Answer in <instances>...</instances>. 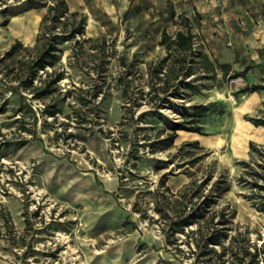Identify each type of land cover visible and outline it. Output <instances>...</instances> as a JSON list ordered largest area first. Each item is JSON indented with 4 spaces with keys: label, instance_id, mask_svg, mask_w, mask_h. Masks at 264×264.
<instances>
[{
    "label": "rangeland",
    "instance_id": "1",
    "mask_svg": "<svg viewBox=\"0 0 264 264\" xmlns=\"http://www.w3.org/2000/svg\"><path fill=\"white\" fill-rule=\"evenodd\" d=\"M130 1L126 12L94 6L92 25L65 40L71 19L41 24L49 0H0V211L14 227L0 214L2 264H218L202 252L222 251L209 243L222 228L224 246L264 249V209L249 173L264 168V126L252 125L261 96L259 109L242 111L238 72H207L199 56L187 63L191 76L175 78L178 52L165 37L186 28L184 16L170 0ZM191 23L202 54L211 43ZM54 37L53 65L39 71L36 90L25 89L29 62ZM58 74L55 92L35 98ZM20 101L31 109L15 113ZM42 105L61 113L53 119ZM197 106L208 109L196 121L200 141L184 131L170 146L173 125L192 120ZM182 217L195 222L173 233ZM223 260L237 264L230 251Z\"/></svg>",
    "mask_w": 264,
    "mask_h": 264
},
{
    "label": "crops",
    "instance_id": "2",
    "mask_svg": "<svg viewBox=\"0 0 264 264\" xmlns=\"http://www.w3.org/2000/svg\"><path fill=\"white\" fill-rule=\"evenodd\" d=\"M65 1L70 12H77L78 17L83 14L86 26L92 25L93 19L89 16L94 6L103 3L105 7L112 9L117 4L126 12L131 3L130 0ZM170 6L173 11H178L176 14L188 18L190 25L195 21L198 28L206 32L211 46L201 55L204 70L216 72L219 69L224 75L221 66L229 65L228 74L224 76L228 77L231 71L236 70L237 78L244 84V88L237 94L240 109L247 112L259 109L260 105L257 106L256 102L259 100V95L261 102H264V92L258 90L245 92L244 89L256 85L262 86L264 82V0H170ZM14 18L18 23H22L25 19L23 16H14ZM261 90H264V86ZM254 120L252 125L256 127ZM241 122L244 121L241 119ZM202 127V134L191 132L192 137L197 141H200L199 137L204 135V126ZM181 135L178 133V137ZM215 136L217 137L218 134L215 133Z\"/></svg>",
    "mask_w": 264,
    "mask_h": 264
},
{
    "label": "trees",
    "instance_id": "3",
    "mask_svg": "<svg viewBox=\"0 0 264 264\" xmlns=\"http://www.w3.org/2000/svg\"><path fill=\"white\" fill-rule=\"evenodd\" d=\"M33 1V0H31ZM46 2L47 0H41ZM51 4L48 6L47 14L42 18L41 24H44L45 21H53L56 25L57 23H62L61 21L66 20V19H71L74 22V29L71 32V34L64 36L63 39L68 40L73 38L76 34H82L83 32V26L85 25V18L84 17H78L77 12H70L69 8L67 6V3L65 0H49ZM4 16L7 15L6 11L1 12ZM183 21L188 23L186 25L185 29H178L175 34L171 37H165V41L167 42V47L172 51L173 49L174 52H178L176 62L178 63V66H176V62H173L171 66L170 73L178 70V72L175 75V78H177L181 73L184 72V77H189L192 75L193 72V67L188 66L187 63L193 64L194 61L192 57L194 56H199L201 59L202 54L196 53V51L193 49V44H194V35L192 33V29L189 25V20L188 18H183ZM63 24V23H62ZM57 39H60L59 37H54L52 40L48 39L47 47L43 48L42 51L37 54L36 57H33L32 61L29 62L27 68H26V79L23 81L22 84H24L25 89H29L30 91L32 89L36 90V87L34 86V81L36 79H39V71H44L46 66L53 65V60L56 58V54L54 53L57 51ZM51 41V42H50ZM56 41V42H55ZM18 44L13 46L12 51L14 52L17 49ZM178 67V68H177ZM222 70L224 71V75L228 74L229 65H222L221 66ZM62 79V74H58L55 76V78L49 82L48 84L45 85L44 89L37 90L36 92H33L34 97L37 99H44L45 96H50L55 92V88H53V85H55L57 82H59ZM38 89V88H37ZM263 89V86L261 85H256L252 86L250 88L244 89L245 92H252V91H257ZM18 89L12 88L11 92L12 94H20L18 92ZM101 93V89H97L94 92V98L98 97V95ZM82 105L87 106L88 103H90V100L80 98L79 100ZM4 108L2 107V110ZM29 110L30 105L28 104H23L22 101L18 104V107L15 110V113H22L24 110ZM0 110V111H2ZM206 106H197L194 108L193 111V117L192 120H184L183 122L176 123L173 125L171 128V134L170 138L168 141H170V146H172L178 137V133L180 131H189V132H196L202 134V126L196 122L198 121L202 116L206 115ZM24 111V112H25ZM43 112L45 115H48L50 117H53V119H56L58 114L61 113V110L57 108L56 106H45ZM262 117L259 119L254 120V124L256 126H264V109L261 111ZM82 113L77 112L76 117H80ZM88 115L84 116L83 121H88L87 120ZM82 118V117H81ZM24 131L30 132L27 128H23ZM34 134V133H33ZM35 136V135H34ZM167 142V141H166ZM28 143V140H21L18 141L15 145L17 148H22ZM254 147V146H252ZM255 150V149H254ZM262 172H258L255 170H252L250 173V176L254 177L255 179L252 181L251 185L253 186L254 189L258 190V193L256 194V200L257 203L259 204L258 207H263L264 209V184L260 182L261 180L264 181V168H262ZM247 181V180H244ZM200 213V212H199ZM197 214L199 217H202L203 213L201 212L200 214ZM1 214V211H0ZM3 218V223L4 226L9 230L13 231V224L11 221V216L10 214L2 212L1 214ZM226 221V220H223ZM195 222L194 217H186V218H181L179 222H175V226L173 229V233L175 232H183L184 227L191 225L192 223ZM225 223V222H224ZM29 224V223H28ZM29 226V225H28ZM225 228H222L221 230L217 231L214 237H211L209 239V243L211 245H219L222 248V251L220 253H217L214 250V247L211 248H205V250L202 253H208V252H214L216 256L219 258L218 264H225V261L223 260V257L228 251L231 252V254H234L237 257V264H259V256L261 253H263L264 256V249L259 248L257 246H253V249H249V245L246 243L241 244L238 247H233V245L230 246H224L223 241L221 240L222 236H225L226 233L224 232ZM264 259V257H263ZM262 259V261H264ZM239 261V263H238Z\"/></svg>",
    "mask_w": 264,
    "mask_h": 264
},
{
    "label": "built area",
    "instance_id": "4",
    "mask_svg": "<svg viewBox=\"0 0 264 264\" xmlns=\"http://www.w3.org/2000/svg\"><path fill=\"white\" fill-rule=\"evenodd\" d=\"M194 45H195V43L193 44V49L195 50V47H194ZM100 97V98H99ZM97 98H99V99H101V96L99 95ZM43 106V108H45V106L44 105H42ZM53 118V117H52Z\"/></svg>",
    "mask_w": 264,
    "mask_h": 264
}]
</instances>
